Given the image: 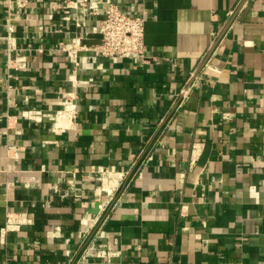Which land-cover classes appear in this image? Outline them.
<instances>
[{
  "label": "crops",
  "instance_id": "0c3cea01",
  "mask_svg": "<svg viewBox=\"0 0 264 264\" xmlns=\"http://www.w3.org/2000/svg\"><path fill=\"white\" fill-rule=\"evenodd\" d=\"M68 1L0 0V264H264V0H104L148 62H74Z\"/></svg>",
  "mask_w": 264,
  "mask_h": 264
},
{
  "label": "built area",
  "instance_id": "2783aa9c",
  "mask_svg": "<svg viewBox=\"0 0 264 264\" xmlns=\"http://www.w3.org/2000/svg\"><path fill=\"white\" fill-rule=\"evenodd\" d=\"M73 7L79 13L98 15L97 25L91 32H86L71 44L63 45L62 49L67 50L75 61L81 62L88 59L89 54L104 57L109 60L116 57L132 55L148 62L146 45L144 42V18L140 15L128 13L115 4L104 5V0H76L68 1L64 7L66 17H70L69 9ZM10 18L6 22L7 33L4 36L7 52V63L11 67H24V56L11 53L15 50V37L13 35V25ZM92 36L96 37L97 43L87 44V40ZM86 55V56H83ZM77 59V60H76ZM203 68L219 71V68L206 61ZM200 75L192 73L189 81L180 89L182 96L188 90L198 84ZM24 116L35 118L36 111L24 110ZM31 219L25 212L7 210L4 224L0 228V236H4L9 231H16L24 224L30 223Z\"/></svg>",
  "mask_w": 264,
  "mask_h": 264
},
{
  "label": "water",
  "instance_id": "95a60500",
  "mask_svg": "<svg viewBox=\"0 0 264 264\" xmlns=\"http://www.w3.org/2000/svg\"><path fill=\"white\" fill-rule=\"evenodd\" d=\"M97 42H98V40L90 41L89 43H97Z\"/></svg>",
  "mask_w": 264,
  "mask_h": 264
},
{
  "label": "bare ground",
  "instance_id": "6f19581e",
  "mask_svg": "<svg viewBox=\"0 0 264 264\" xmlns=\"http://www.w3.org/2000/svg\"><path fill=\"white\" fill-rule=\"evenodd\" d=\"M71 107H72V106H71ZM65 114H66V113H65ZM67 114H68V113H67ZM61 118H62V117H61ZM61 118H60V119H61ZM68 118H69V117H68ZM59 121H60V120H59ZM61 121H62V120H61ZM56 125H57V124H56ZM59 125H60V123H59ZM59 125H58V126H59Z\"/></svg>",
  "mask_w": 264,
  "mask_h": 264
}]
</instances>
